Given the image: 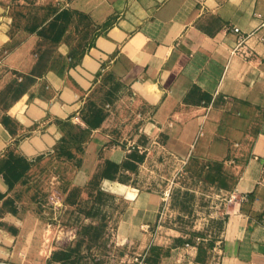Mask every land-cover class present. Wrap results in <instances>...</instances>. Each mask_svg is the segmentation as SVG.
I'll use <instances>...</instances> for the list:
<instances>
[{
  "label": "rangeland",
  "instance_id": "obj_1",
  "mask_svg": "<svg viewBox=\"0 0 264 264\" xmlns=\"http://www.w3.org/2000/svg\"><path fill=\"white\" fill-rule=\"evenodd\" d=\"M66 3L0 0V106L9 90L30 88L28 104L39 98L50 103L55 95L50 82L32 84L9 68L15 47L33 40L52 68L70 71L95 39L98 32L72 20ZM63 83L79 96L67 116L33 114L26 127L15 116L0 121L10 141L0 147V171L11 179L8 161L25 160L16 162L19 177L11 188L0 175V264H37L53 236L55 247L42 264H223L226 203L240 169L176 157L152 142L142 98L109 71L99 70L91 81L68 76ZM34 140L40 150L19 151L20 143ZM100 140L107 148L96 152ZM147 198L156 212L140 210ZM27 219L37 226L22 234ZM60 235L71 238L57 242Z\"/></svg>",
  "mask_w": 264,
  "mask_h": 264
},
{
  "label": "crops",
  "instance_id": "obj_2",
  "mask_svg": "<svg viewBox=\"0 0 264 264\" xmlns=\"http://www.w3.org/2000/svg\"><path fill=\"white\" fill-rule=\"evenodd\" d=\"M64 8L84 23L82 29L98 34L70 71L52 68L33 40L10 51L9 68L17 77L35 85L48 81L55 95L50 103L39 98L28 104L30 88L9 90L0 121L15 116L26 127L33 114L67 116L79 96L61 82L68 76L91 81L99 70L109 71L142 98L152 142L176 157L240 169L226 203L223 264H264V0H67ZM5 132L0 130V147L10 143ZM44 140L39 138L42 146ZM102 141L95 142L96 152L107 148ZM42 146L25 141L19 151L32 155ZM153 203L140 201V210L156 212ZM36 226L27 219L22 234ZM53 239L37 264L55 247Z\"/></svg>",
  "mask_w": 264,
  "mask_h": 264
},
{
  "label": "trees",
  "instance_id": "obj_3",
  "mask_svg": "<svg viewBox=\"0 0 264 264\" xmlns=\"http://www.w3.org/2000/svg\"><path fill=\"white\" fill-rule=\"evenodd\" d=\"M13 155V154H12ZM16 157L15 156H12L11 159L8 161V166L10 167V171L12 172V175L14 176H11L12 178V181L11 179H8L7 176H5L2 171H0V175H2L4 181L6 182V184L8 185L9 188L12 187L13 185V182L15 180H17V178L19 177L18 175L15 174L16 171H18L19 167H18V162H22V161H25L23 158H19V159H15ZM17 162V163H16Z\"/></svg>",
  "mask_w": 264,
  "mask_h": 264
}]
</instances>
